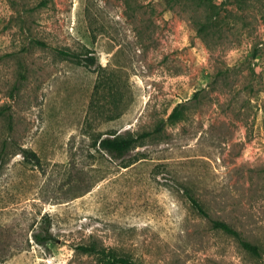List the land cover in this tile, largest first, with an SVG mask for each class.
<instances>
[{
    "label": "rangeland",
    "instance_id": "374dc122",
    "mask_svg": "<svg viewBox=\"0 0 264 264\" xmlns=\"http://www.w3.org/2000/svg\"><path fill=\"white\" fill-rule=\"evenodd\" d=\"M93 244L264 264V0H0V264H109Z\"/></svg>",
    "mask_w": 264,
    "mask_h": 264
},
{
    "label": "trees",
    "instance_id": "16d2710c",
    "mask_svg": "<svg viewBox=\"0 0 264 264\" xmlns=\"http://www.w3.org/2000/svg\"><path fill=\"white\" fill-rule=\"evenodd\" d=\"M42 46H46L44 42H38ZM61 54H63L65 57H77L75 54H71L69 52L61 51ZM87 64H95L96 57L93 55L87 56L84 60ZM180 107V106H179ZM179 107H176L173 114L171 115V118H178L180 115ZM152 135V132H147L141 135H115V136H106L104 138H99L100 147L109 152L113 156L122 157L125 156L129 151L132 149L142 145L145 139L150 137ZM187 194L189 196L190 201L192 202L193 206L198 210V212L203 215L204 217L208 218L213 226L216 229L222 230L225 233L233 236L236 238L240 245L247 250L248 252L254 254V255H261V247L251 243L250 241L243 238L241 233L230 223L212 218L206 207L201 203V201L190 194L189 190L186 189ZM36 240L39 243H44L47 241L52 240L53 236L48 232L47 235L37 234ZM79 250L83 251L84 253H91V254H100L104 258H106L109 261V264H134L132 261L126 258H119L114 252L107 251V250H101L98 248L97 245H81L78 247Z\"/></svg>",
    "mask_w": 264,
    "mask_h": 264
}]
</instances>
